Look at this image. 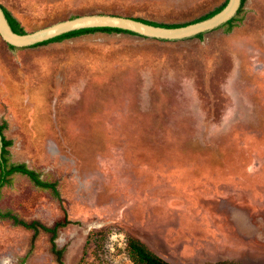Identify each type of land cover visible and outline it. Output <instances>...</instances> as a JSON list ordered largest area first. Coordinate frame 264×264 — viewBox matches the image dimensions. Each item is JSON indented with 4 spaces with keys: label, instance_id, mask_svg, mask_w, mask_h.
<instances>
[{
    "label": "rangeland",
    "instance_id": "374dc122",
    "mask_svg": "<svg viewBox=\"0 0 264 264\" xmlns=\"http://www.w3.org/2000/svg\"><path fill=\"white\" fill-rule=\"evenodd\" d=\"M227 0H0L26 33L72 16L187 24ZM230 32L163 40L95 32L10 48L0 125L11 176L0 209L70 224L65 264H134L128 237L173 264H264V0ZM50 235L0 220V264H57Z\"/></svg>",
    "mask_w": 264,
    "mask_h": 264
},
{
    "label": "trees",
    "instance_id": "16d2710c",
    "mask_svg": "<svg viewBox=\"0 0 264 264\" xmlns=\"http://www.w3.org/2000/svg\"><path fill=\"white\" fill-rule=\"evenodd\" d=\"M227 2V1H226ZM226 2L221 5L218 9H216L214 12H211L202 18L193 21L191 23L199 22L202 20H205L214 14L218 13L226 4ZM245 3V0H241V5L236 13V15L231 18L229 21H227L225 24H223L220 27H227L226 32H230L234 22L237 20L236 16L239 15L242 11L243 4ZM5 16L12 28V30L15 33L18 34H25L26 31L23 29V27L20 25L18 20L11 15V13L4 8L1 5ZM76 16H72L71 18H74ZM135 20L144 22L149 25L153 26H158V27H165V28H177V27H182L191 23L187 24H164V23H157L153 21H148L144 20L141 18H134ZM95 32H106V33H127V34H132V35H137L133 32L118 29V28H109V27H101V28H86V29H80V30H75L71 31L62 35H59L57 37H54L50 40H46L44 42L35 44L33 46H39V45H46L51 42H59L67 38H72L76 37L79 35L83 34H89V33H95ZM204 33L198 34L197 38H201ZM10 48H14V46L9 45ZM5 128V124L0 125V135H1V140H0V192L1 189L7 185L10 184L11 181V176L15 174H20L23 176H26L36 187H39L41 189H49L51 190L56 196H59V192L57 189V183L56 182H49L46 180L41 179L40 175L38 172H36L33 169L28 168L24 163H10L8 160V147L11 145V141L7 140L5 136L3 135V129ZM0 220H8L10 221L13 225L15 226H21L27 230L32 231V242L31 246L33 245V242L37 235L42 231L50 235L49 241L51 244V252L55 255L56 260L58 264H64L63 263V254L64 250L63 249H57L56 245L54 243V240L57 237L58 231L61 228L66 227L68 224L72 223L70 220L67 219V216L64 215L62 220H59L55 222L52 226H47L41 224L39 221L33 220L30 222H27L25 220L19 219L16 215L12 214L9 211H2L0 209ZM126 245H127V252L128 255L131 259V261L134 264H173L162 257L158 256L154 252H152L143 242H141L139 239L133 238V237H128L126 240ZM215 264H237V263H232V262H217Z\"/></svg>",
    "mask_w": 264,
    "mask_h": 264
},
{
    "label": "water",
    "instance_id": "95a60500",
    "mask_svg": "<svg viewBox=\"0 0 264 264\" xmlns=\"http://www.w3.org/2000/svg\"><path fill=\"white\" fill-rule=\"evenodd\" d=\"M240 5L241 0H227L225 6L213 16L177 28L153 26L131 17L111 14H89L76 16L25 34H18L12 30L0 5V36L8 45L18 48L30 47L71 31L101 27L118 28L143 37L181 40L195 37L200 33H206L222 26L236 15Z\"/></svg>",
    "mask_w": 264,
    "mask_h": 264
},
{
    "label": "flooded vegetation",
    "instance_id": "af4514ba",
    "mask_svg": "<svg viewBox=\"0 0 264 264\" xmlns=\"http://www.w3.org/2000/svg\"><path fill=\"white\" fill-rule=\"evenodd\" d=\"M56 240V239H55ZM55 240H54V243H55V245H56V242H55ZM56 248L57 249H63V248H58L57 247V245H56ZM64 250V249H63ZM50 251H51V244H50ZM52 253V252H51ZM53 254V253H52ZM54 255V254H53ZM54 257H55V255H54ZM55 259H56V257H55ZM56 262H57V260H56ZM63 263H64V261H63ZM57 264H58V262H57ZM65 264V263H64Z\"/></svg>",
    "mask_w": 264,
    "mask_h": 264
}]
</instances>
